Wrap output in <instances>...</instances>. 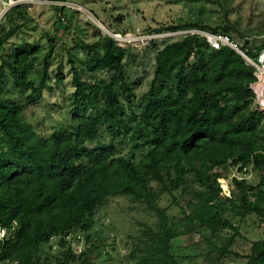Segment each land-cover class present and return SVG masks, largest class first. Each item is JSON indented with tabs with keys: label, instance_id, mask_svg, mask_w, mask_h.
Here are the masks:
<instances>
[{
	"label": "trees",
	"instance_id": "trees-1",
	"mask_svg": "<svg viewBox=\"0 0 264 264\" xmlns=\"http://www.w3.org/2000/svg\"><path fill=\"white\" fill-rule=\"evenodd\" d=\"M180 28L242 35L232 24L165 29ZM7 36L0 33V47ZM238 46L254 61L264 50V42L252 51ZM32 53L23 51L11 63L4 60L14 85L31 90L21 101L3 96L4 66L0 67V233L6 232L0 238V264L45 263L38 255L43 244L56 236L65 243L77 228L89 231L98 210L121 195L146 203L160 220L157 230L149 227L139 237L144 247L139 255L138 250L132 253L136 264H178L170 251L178 226L169 223L156 202L154 183L169 189L168 184L176 186L185 177L207 190L187 203V217L196 221L187 232L234 228L217 202L223 192L217 179L226 177L220 169L232 161L241 169L252 164L264 171V112L250 107L256 67L239 52L230 46L214 49L199 34L167 43L157 52L148 97L131 133L136 148L147 147L139 161L133 154H120L115 142L129 128L128 110L116 88L125 82L127 49L105 36L89 46L82 66L70 55L72 116L68 126L49 136L39 135L25 118L28 107L42 98L49 78L47 67L39 84L29 78ZM100 71L114 75L110 81L94 79ZM103 125L110 142L99 141ZM233 181L246 212L264 216V176L257 186L237 177ZM248 190L256 191L255 201L248 200ZM246 264H264V238L252 243Z\"/></svg>",
	"mask_w": 264,
	"mask_h": 264
},
{
	"label": "rangeland",
	"instance_id": "rangeland-1",
	"mask_svg": "<svg viewBox=\"0 0 264 264\" xmlns=\"http://www.w3.org/2000/svg\"><path fill=\"white\" fill-rule=\"evenodd\" d=\"M68 1L81 5L83 9H63L48 3L29 2L18 5L0 19V33L8 35L7 41L0 47V67L4 66L5 79L3 96L21 101L31 93L30 89L14 85L4 60L11 63L19 53L33 51L29 78L39 84L45 67L49 78L42 89V98L28 107L25 118L42 136H49L68 126L75 90L70 55L82 66L88 58L89 46L105 36H111L119 46L127 49L123 60L125 82L117 83L116 88L128 110L129 128L115 142L120 154H133L136 161L144 156L147 147L136 148L131 133L135 117L141 114L148 97L157 52L167 43L187 35L199 34L207 39V35L214 34L201 28H180L176 31L165 28L192 23L210 27L232 24L242 33L230 32L234 42L240 46L246 45L252 51L264 42V0ZM116 33L123 37L127 34L153 37L145 42L121 43L113 36ZM193 61L194 57L190 63ZM58 74H61V79L57 78ZM113 75L112 71H100L94 74V79L110 81ZM260 75L264 78L262 70L256 67L257 80L251 85L255 98L250 107L264 112V81ZM111 140L103 125L99 141ZM220 171L226 177L217 179L223 189L217 202L222 205L223 217L234 228L198 227L187 232V228L196 222L187 217L190 214L187 203L207 190L191 177H185L176 186L168 184L170 190L154 183L156 202L165 211L169 223L178 226V234L171 240L170 248L178 264H246L252 243L264 238V216L246 212L240 197L241 190L233 181L237 177L257 186L264 171L252 164L241 169L232 165V161ZM252 193L256 191L248 190L246 195L248 200L255 201ZM91 222L89 231L77 228L65 243L61 236H56L43 244L38 253L41 260L46 261L43 264H136L132 253L138 250L139 255L144 247L139 243V237L149 227L157 230L160 225L159 217L146 203L124 195L109 198ZM4 234V231L0 233V238ZM226 245V251L220 250L219 247ZM70 252L74 258H71Z\"/></svg>",
	"mask_w": 264,
	"mask_h": 264
},
{
	"label": "built area",
	"instance_id": "built-area-1",
	"mask_svg": "<svg viewBox=\"0 0 264 264\" xmlns=\"http://www.w3.org/2000/svg\"><path fill=\"white\" fill-rule=\"evenodd\" d=\"M29 2L48 3V4H51L54 6H58L60 8H72L75 10H82L83 9V7L81 5L75 4V3L70 2L68 0H0V19L2 17H4V15L13 7L18 6L20 4H23V3H29ZM113 36L116 38V40L120 41L121 43H123L125 41H129V42H131V41H135V42L142 41V42H145L147 39L153 37V35H148V36H144V37H134L131 34H127V35H125V37H123V35L120 33L113 34ZM206 37H207V40L210 43L211 47L214 49H220L222 46H230V47L234 48L235 50L240 48L238 46V44L236 42H234L232 37L228 34H225V33H216V34H212V35H207ZM262 56H264V50L260 53L259 59L262 58ZM250 59L253 60L252 58H250ZM252 64L255 65L259 70H262L261 69L262 67L264 68V61L263 62L255 61V63H252Z\"/></svg>",
	"mask_w": 264,
	"mask_h": 264
},
{
	"label": "bare ground",
	"instance_id": "bare-ground-1",
	"mask_svg": "<svg viewBox=\"0 0 264 264\" xmlns=\"http://www.w3.org/2000/svg\"><path fill=\"white\" fill-rule=\"evenodd\" d=\"M91 18H93V16H91ZM93 20L95 21L94 18H93ZM99 24L101 25V27L104 29L105 32H108V29H107L105 26H103L101 23H99ZM108 33H109V32H108ZM110 33H111V32H110ZM258 61L263 62V61H264V56H262V58H260ZM258 61H257V62H258ZM250 63H251V64H252V63H255V61L250 59ZM261 69H262V74H264V68L262 67ZM260 77L262 78L261 80L264 81V78L262 77V75H260ZM263 85H264V84H263Z\"/></svg>",
	"mask_w": 264,
	"mask_h": 264
},
{
	"label": "water",
	"instance_id": "water-1",
	"mask_svg": "<svg viewBox=\"0 0 264 264\" xmlns=\"http://www.w3.org/2000/svg\"><path fill=\"white\" fill-rule=\"evenodd\" d=\"M236 51L239 52L246 59V61L250 63V58L240 48H238Z\"/></svg>",
	"mask_w": 264,
	"mask_h": 264
}]
</instances>
